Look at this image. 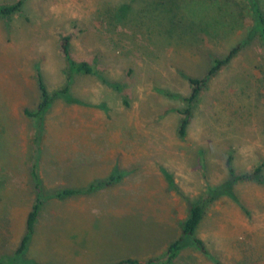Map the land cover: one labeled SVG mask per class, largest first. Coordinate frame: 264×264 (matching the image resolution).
Returning a JSON list of instances; mask_svg holds the SVG:
<instances>
[{
  "label": "rangeland",
  "instance_id": "rangeland-1",
  "mask_svg": "<svg viewBox=\"0 0 264 264\" xmlns=\"http://www.w3.org/2000/svg\"><path fill=\"white\" fill-rule=\"evenodd\" d=\"M251 27L246 0H23L0 16V259L14 256L24 231L34 158L41 207L15 264L161 255L188 202L226 179L228 155L236 174L262 162L264 176V52ZM65 35L69 57L98 74L70 78V99L58 95L43 113L37 147L36 74L48 93L65 84ZM235 46L179 138L188 78ZM110 174L109 185L55 195ZM232 192L203 207L196 235L206 252L185 238L171 264H264V185L239 180Z\"/></svg>",
  "mask_w": 264,
  "mask_h": 264
},
{
  "label": "trees",
  "instance_id": "trees-1",
  "mask_svg": "<svg viewBox=\"0 0 264 264\" xmlns=\"http://www.w3.org/2000/svg\"><path fill=\"white\" fill-rule=\"evenodd\" d=\"M246 1L250 6L251 17H252L251 33L255 34L259 38L263 46V52H264V12L261 8L260 0H246ZM22 2L23 0H16L13 3L0 4V16L6 17L13 13L18 12ZM68 41H69V37L67 35L61 37L59 41L60 52L62 53L66 62L65 84L61 88L53 91L52 93H48L41 80L40 73L37 72L36 74L37 88L39 91V100L36 103L35 111L32 112L30 115H32L34 118L32 140L33 142H35L37 147H38V142H40V137L43 130V124H42L43 113L45 112L51 101L58 95L64 96L65 99H70L68 94V84L70 78L74 74H90V75L98 74V71L93 63H88L86 61H73L69 57ZM236 51H237V47L236 46L232 47L223 56V58L214 59L212 66L208 69L207 73L204 76L200 78H195V77L188 78V82L190 84V92L184 98L185 106L179 110L180 120L177 127V136L179 138H183L185 136L186 127L192 112V105L197 99L199 92L205 85L208 77L211 76L221 65L227 63L233 57ZM262 101L264 108V88L262 92ZM36 150L39 151L38 148ZM36 165H37L36 158H34V161L32 162L30 168H31V176L34 182L35 197L25 217L24 231L17 243V246L15 247L14 256L10 259H0V264H15L14 260L16 258H20V256H22L25 250L27 249V245L29 243L31 234L34 229L36 218L38 216L41 207L40 185H39L40 181L37 175ZM262 165H263L262 162H260L259 164L254 166L251 171L241 174H236L231 166V157L228 155L225 159V166L227 169L226 179L219 185H215L207 189V191L198 199H194L191 202H188L187 213L185 217L182 220H180L178 223L179 233L177 237L173 239L170 243H168L164 252L161 255L149 257L144 261L138 260L137 258H133V257H123L106 264H171L173 259L178 255L179 251L181 250L183 246V240L185 238L189 239L200 253H205L206 248L204 242L202 241L201 238H199L196 235V228L202 218L203 207L206 204L218 198L222 194H225L233 198L234 195L232 192V186L234 185V183H236L239 180H247L264 185ZM117 179H118V175L110 174L104 180L90 182L84 189L63 188L58 190L55 195L57 197H64V196L78 194L81 192L93 191L99 187L109 185L112 182H115Z\"/></svg>",
  "mask_w": 264,
  "mask_h": 264
}]
</instances>
